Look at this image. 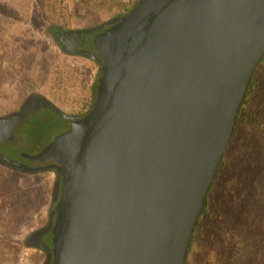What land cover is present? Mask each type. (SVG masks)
Returning a JSON list of instances; mask_svg holds the SVG:
<instances>
[{
  "label": "water",
  "instance_id": "1",
  "mask_svg": "<svg viewBox=\"0 0 264 264\" xmlns=\"http://www.w3.org/2000/svg\"><path fill=\"white\" fill-rule=\"evenodd\" d=\"M103 26L90 109L73 118L37 97L57 115L28 157L54 170L57 185L39 232L49 244H27L46 252L45 264H186L264 56V0H139Z\"/></svg>",
  "mask_w": 264,
  "mask_h": 264
},
{
  "label": "rangeland",
  "instance_id": "2",
  "mask_svg": "<svg viewBox=\"0 0 264 264\" xmlns=\"http://www.w3.org/2000/svg\"><path fill=\"white\" fill-rule=\"evenodd\" d=\"M138 1L0 0V116L19 109L30 95L46 97L67 114H80L84 102L93 103L102 66L64 52L47 27L92 28ZM253 79L259 123L250 127L251 133L243 129L232 137L186 264H264V67ZM55 185L53 170L31 173L0 164V264L43 260L42 253L23 242L47 223Z\"/></svg>",
  "mask_w": 264,
  "mask_h": 264
},
{
  "label": "flooded vegetation",
  "instance_id": "3",
  "mask_svg": "<svg viewBox=\"0 0 264 264\" xmlns=\"http://www.w3.org/2000/svg\"><path fill=\"white\" fill-rule=\"evenodd\" d=\"M104 28L105 27L102 24L92 28L80 30V37L77 42H73L71 38V40H69V36L67 35V33L79 29H62L56 35L61 46L62 43H64L66 44V46H68L69 49H72L77 52L75 54L82 55L93 60L91 58V55L96 54V48L93 45V38ZM40 96L41 95H30L25 99L19 109L0 116V164L7 168L18 170L13 167L12 163L7 162L1 156L6 157L8 161H15L24 164L29 168H33V171L23 172H41L43 171L42 167L46 165L44 163L34 162L28 157V155L32 154L37 149L38 138L36 132L39 126L47 119L55 117L57 115L56 112L52 108H50V106L44 104L43 102H38L37 97ZM25 106L30 107L26 114L21 117L18 116L15 119L14 115H18ZM84 114L69 115H72L73 118H78L83 116ZM23 145H26V147H23ZM2 146L8 147L9 150L2 151ZM51 203L53 204V206L52 208H49L47 214V223L42 227L35 229L29 234H27L25 238L26 243L44 242L45 244H49L48 234L40 235L39 232L46 228L49 224L50 214L54 207L53 194L51 198ZM31 248H34L43 254V260L39 264H45L48 260L46 252L42 251L37 247Z\"/></svg>",
  "mask_w": 264,
  "mask_h": 264
},
{
  "label": "trees",
  "instance_id": "4",
  "mask_svg": "<svg viewBox=\"0 0 264 264\" xmlns=\"http://www.w3.org/2000/svg\"><path fill=\"white\" fill-rule=\"evenodd\" d=\"M135 5V4H134ZM132 7H127L123 13H117L115 14L112 18H110V21H116V20H119L120 18H122L123 16H125L130 10H131ZM62 29L61 26H59L58 24L54 23L50 26L47 27V31L48 33L53 37V39L58 43L59 47L64 51L66 52L63 47L59 44V41H58V38H57V33L60 32ZM258 67H264V56L261 58V60L259 61L257 67L255 68L254 72L258 69ZM253 72V73H254ZM100 74H101V71H100ZM259 99V94H258V85L256 83V81L253 79V74H252V77L249 81V84H248V87L246 89V92H245V96L244 98L242 99V102H241V105L238 109V112H237V116H236V125H235V128H234V132H233V136L237 135L239 130H245L247 133H251V130H250V127L258 122L259 123V119L256 117V104L255 102ZM85 105H83V110L80 112V114H84L87 112L88 108H90L92 106V102H89V103H86L84 102ZM262 101L260 102V105H262ZM264 120V118H263ZM232 136V137H233ZM232 139V138H231ZM223 158H224V155H223ZM223 158L217 168V173H218V170H219V167L221 166V164L223 163ZM217 173H216V176H217ZM211 188V186H210ZM209 188V190H210ZM55 191V186L52 190V193H54ZM207 208V203H206V206H205V210ZM198 223H199V218L197 220V223H196V226H195V229H194V232L192 234V237H191V242H190V245H189V248L193 242V239L195 237V232H196V228L198 226ZM25 246H28L30 247L25 241L23 242ZM189 248H188V251H189Z\"/></svg>",
  "mask_w": 264,
  "mask_h": 264
}]
</instances>
